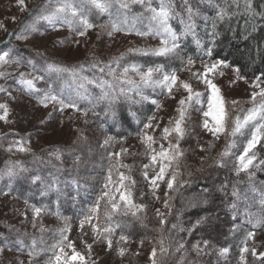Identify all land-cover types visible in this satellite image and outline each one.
I'll list each match as a JSON object with an SVG mask.
<instances>
[{
  "label": "rangeland",
  "instance_id": "rangeland-1",
  "mask_svg": "<svg viewBox=\"0 0 264 264\" xmlns=\"http://www.w3.org/2000/svg\"><path fill=\"white\" fill-rule=\"evenodd\" d=\"M38 1L23 0L21 5L19 0H0V43L7 39L9 31L15 30L10 42L18 48L27 47L60 63L90 60L88 62L92 64L88 68L97 78L93 81L94 85L111 91L109 95L114 98L127 92L124 83H139L135 86L137 92L156 98L153 100L156 110L136 139L113 142L110 156L117 157L98 197L103 210L95 205L92 207L95 211L91 209L88 217L72 222L66 218L47 217L41 211L36 214V208L24 204L9 192L0 195V226L12 227L10 231L15 232L23 229L33 238L31 255L0 245V264H36L33 262L34 255L42 260V264H65V261L67 264H141L137 259L143 255L140 243L125 239L119 248L109 244L111 222L105 219V214H124L130 210L146 218H162L163 208L176 185L185 184L200 171L215 165L239 175L246 185L232 204L234 221L240 228V232H235L233 237L237 248L196 244L197 255L202 263V258H206V264H264V224L260 223L264 221V160L256 155V148L264 139V134L245 154L248 142L256 131L255 125L264 121L257 119L232 134L236 117L243 119L254 107V93L259 102L258 94L264 89V80L247 78L239 71L237 73L236 69L207 58L203 44L198 42V48L203 53L200 60L191 59L192 63L188 61L182 72L153 70L151 80L146 83L142 76L148 71H118L112 62L125 52L171 53L156 52L165 46L162 41L168 40L169 36L152 19L151 10L136 9L134 0H114L108 11L102 13L110 23L85 29L79 14L75 18L67 13L56 14L55 10L62 5L58 3L43 12L38 10L39 17L33 14L26 34L21 24ZM122 3H126L127 7H122ZM152 9L159 11L154 7ZM188 15L181 35L167 21L171 32L178 37V46L186 37L198 38V16L193 13ZM43 16H50L51 19H42ZM39 24L41 28L37 27ZM189 24L192 25L190 30L187 28ZM113 25L119 30H113ZM81 32L84 34L81 35ZM0 56L4 57L0 60V105L6 106V109H0V117H3L0 118V138L7 134L17 137L13 145L22 153L36 152L67 141L65 138L71 133L70 129L77 126L74 116H80L76 105L66 106L74 101L70 90H67L65 100L58 97L53 89L46 90L41 96L43 88H37V79L26 67L8 54ZM213 64L217 65L216 68L209 71ZM165 74L177 77L171 91L165 83H160ZM27 80L33 81L32 87L24 83ZM209 80L219 89L224 107V130L216 133L209 131L214 125L213 117L203 115L209 111L208 101L212 96V88L206 83ZM184 83L190 86L191 92L183 87ZM64 89L66 86L57 89V92L63 95ZM46 94L57 96L63 104L48 100L45 106L42 101ZM181 100L185 101L183 105ZM206 119L208 128L204 127ZM177 120H180L182 135L174 131ZM166 128L169 130L167 133L164 131ZM225 151L227 154L221 155ZM253 154L252 164L242 169L240 157L245 156L246 162ZM170 181L172 188L168 187ZM122 196L125 198L121 199ZM225 249L226 252L223 251ZM152 254L153 251L149 255L144 254L146 258L143 256L141 261L149 259L153 264Z\"/></svg>",
  "mask_w": 264,
  "mask_h": 264
},
{
  "label": "trees",
  "instance_id": "trees-1",
  "mask_svg": "<svg viewBox=\"0 0 264 264\" xmlns=\"http://www.w3.org/2000/svg\"><path fill=\"white\" fill-rule=\"evenodd\" d=\"M65 2L73 5L79 17L93 28L110 23L103 12L85 0H39L21 24L22 29L28 34V25L33 20L30 17L38 16V10L43 12ZM133 3L142 11L160 9L163 5L169 11V25L179 35L188 14H196L198 38L186 37L167 55L125 52L112 62L118 71L182 72L189 59L202 57L197 45L200 42L207 58L220 61L247 78L264 80V0H139ZM37 27L41 28V24ZM14 33L15 30L9 31L7 39L0 43V54H8L29 70L38 81L37 88H43L39 95L53 89L65 100L70 90L74 100L71 104L76 105L80 116H74L77 126L70 129L67 141L36 152H19L13 145L17 137L2 136L0 195L9 192L24 204L41 209L47 217L80 222L95 205L103 210L98 197L117 157L110 156L113 142L132 141L142 133L156 110L153 102L156 98L137 92L135 86L139 83H124L127 92L110 97L111 91L93 84L97 78L88 68L92 64L90 60L60 63L27 47L14 46L10 42ZM63 86L66 89L61 95L57 89ZM256 155L264 160V139L256 148ZM245 186L239 175L224 167L206 168L185 184L176 185L163 208L162 218H146L130 210L124 214H105V219L111 222V244L119 248L125 239L140 243L143 255L137 259L141 264H150L149 259L145 262L141 259L154 249L156 264H206V258H202L203 263L199 259L196 244L237 248L233 237L240 228L234 221L232 204ZM11 228L0 226V245H7L14 252L31 253L33 238L23 229L15 232ZM33 258L34 263L42 264L37 255Z\"/></svg>",
  "mask_w": 264,
  "mask_h": 264
},
{
  "label": "snow or ice",
  "instance_id": "snow-or-ice-1",
  "mask_svg": "<svg viewBox=\"0 0 264 264\" xmlns=\"http://www.w3.org/2000/svg\"><path fill=\"white\" fill-rule=\"evenodd\" d=\"M20 4H23V0H19ZM86 4L98 9L101 12H106L108 11V8L110 7L111 4V0H85ZM134 2H137V0H134ZM122 7H127L126 3H122L121 4ZM153 12V16L152 19L157 21L160 29L163 30L164 33L168 34L169 39L168 40H164L162 41V43L165 45L164 47H161L160 49L156 50L157 54H166L169 52H173L178 48V44L176 43V41L178 40V37L176 36L175 33L171 32V29L168 27L167 21L169 19V11L163 6L161 5L159 11H157L156 9H150ZM189 11L191 12V10L189 9ZM55 13H67L70 16H72L73 18L78 16V11L77 9L65 2V4L61 5L60 7H58L55 10ZM221 15H223V11H221ZM42 19H46V20H50L51 17L50 16H43L41 17ZM80 23L84 26L85 29L87 28H91L93 27V25L91 23H89L86 19L81 18L80 19ZM192 27L191 24L187 25L188 30H190ZM113 30H119L118 28H116L115 25H113ZM81 35H83L84 33L81 32ZM159 34V33H158ZM169 42H171L170 46ZM6 55V54H5ZM4 57L0 56V60H3ZM192 61L191 59H189V64H191ZM217 65L213 64L211 66L210 69H208L209 71H211L212 69L216 68ZM58 71H67V69H57ZM135 70V69H134ZM128 70L125 69V72H127ZM152 69H149L148 72L146 74H144L142 76V79L147 83L151 80L152 77ZM238 73V70H237ZM177 77L175 76V74H172L171 76L165 74L163 76V81H160V83H165L166 86L169 87V91H171V85H174L176 83ZM24 83H26L29 87L33 86V81L32 80H27L24 81ZM206 83H208L209 87L212 88V96L209 98V111H206L203 113V115L205 117L208 116H212L213 120H214V125L212 128H209V131H212L214 133L216 132H221L224 130V107H223V101L222 98L219 95V89L211 83V81H206ZM81 87H83V85H81ZM183 87L188 90L189 92H191V88L187 83L183 84ZM197 96H199V93L196 94ZM256 95L257 94H253V104L254 107L249 109L247 114L243 117V119H241L240 117H236L235 121H234V127L232 128V134L234 135L236 132H239L245 125H248L250 122L253 121H257V119H259V121H264V89L261 90V92L258 94L259 95V102L257 103L256 100ZM189 99H191V96H189ZM51 100V101H57L61 104H63V101H58L57 100V96L55 95H50V94H46L44 97V100L42 101V103H45V106H47L46 101ZM185 103L184 100L180 101V104L183 105ZM69 107H75V104H69L66 105ZM0 109H6L5 105H0ZM6 115V113H5ZM181 119H183V112L181 111ZM3 118V117H0ZM204 127L208 128V121L207 119L204 121ZM256 131L252 134V139L249 140L248 142V148L245 149V154H247L248 150L251 149L252 147H254L255 143L260 139L261 135L264 134V123H258L255 125ZM165 133H167L169 130L166 128ZM174 131L179 134L182 135V129L180 126V120L176 121V127L174 129ZM149 140H151V137H148ZM23 150V149H21ZM227 151H225V153H222L221 155H226ZM163 155V153H162ZM153 160H155V157L152 158ZM254 159V154L253 157L248 158L247 161L245 162V156H241L240 157V166L242 169H247L249 167V165L252 164ZM163 168L161 169V177L163 176ZM173 180H175V175H173L172 177ZM153 183H155V180H153ZM173 184L170 181L168 183V187L172 188ZM125 197H121V199H124ZM113 208H115V205H113ZM36 214H39L41 209L37 208L35 209ZM93 211H95V209H93ZM262 224H264V221L260 222ZM175 227V226H174ZM106 231H108V229H106ZM251 235V233L249 234ZM121 239H125L124 237H121ZM35 244V242H33ZM111 243V241H109V244ZM161 244H163V242L161 241ZM165 249L162 247L161 248V252H163ZM123 251V250H121ZM223 251H227L226 249ZM61 252H63V249H61ZM32 253H30L31 255ZM153 264H156L155 261V255H156V250H153ZM75 255L73 256V259H75ZM57 261L60 260V257L57 256L56 257ZM82 259V258H81ZM65 264H67V261H65Z\"/></svg>",
  "mask_w": 264,
  "mask_h": 264
}]
</instances>
